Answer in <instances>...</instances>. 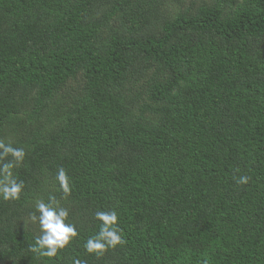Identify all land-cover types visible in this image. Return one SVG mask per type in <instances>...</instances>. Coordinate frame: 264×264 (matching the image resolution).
<instances>
[{
  "label": "trees",
  "instance_id": "trees-1",
  "mask_svg": "<svg viewBox=\"0 0 264 264\" xmlns=\"http://www.w3.org/2000/svg\"><path fill=\"white\" fill-rule=\"evenodd\" d=\"M182 1L0 0V139L26 152L0 264H42L23 219L61 167L79 235L43 264H264V0ZM109 209L124 243L88 255Z\"/></svg>",
  "mask_w": 264,
  "mask_h": 264
},
{
  "label": "clouds",
  "instance_id": "clouds-1",
  "mask_svg": "<svg viewBox=\"0 0 264 264\" xmlns=\"http://www.w3.org/2000/svg\"><path fill=\"white\" fill-rule=\"evenodd\" d=\"M25 157L24 148L14 147L11 142L0 139V200L15 202L21 199L25 183L17 178L14 170L23 165ZM56 181L61 193L60 199L54 194H49L46 200L36 199L33 203L34 210L29 213L30 222L38 229V235L35 236L29 250L42 264L45 260L59 258L79 235L76 224L69 222V209L61 203V200L70 195V177L64 168L57 169ZM247 182L246 176H240L238 179L239 184ZM93 218L98 222V231L84 243L83 249L86 254L99 257L124 243L116 210L95 211ZM72 264L84 262L73 258ZM203 264H209V261L205 259Z\"/></svg>",
  "mask_w": 264,
  "mask_h": 264
},
{
  "label": "rangeland",
  "instance_id": "rangeland-1",
  "mask_svg": "<svg viewBox=\"0 0 264 264\" xmlns=\"http://www.w3.org/2000/svg\"><path fill=\"white\" fill-rule=\"evenodd\" d=\"M212 0H183L181 5L183 4L184 7H189L190 5H192L194 8L197 7L198 5L201 4V2H210L211 3ZM186 5V6H185ZM81 84L79 80H73V81H69L67 84V89L70 90V92H72L73 94H75V96L79 95L81 92ZM23 224L25 226V228H28L29 230L33 231L35 234L38 235V229L37 226L33 225L29 218H24L23 219Z\"/></svg>",
  "mask_w": 264,
  "mask_h": 264
}]
</instances>
